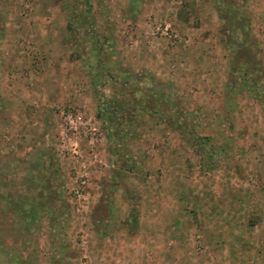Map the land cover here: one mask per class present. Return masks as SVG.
Segmentation results:
<instances>
[{"label":"rangeland","instance_id":"1","mask_svg":"<svg viewBox=\"0 0 264 264\" xmlns=\"http://www.w3.org/2000/svg\"><path fill=\"white\" fill-rule=\"evenodd\" d=\"M62 110L100 135L77 144L85 207ZM31 153L48 159L34 193ZM16 169L17 192L0 193V264L46 261L31 202L61 226L62 264H109L92 243L110 218L143 264H264V0H0V185Z\"/></svg>","mask_w":264,"mask_h":264},{"label":"crops","instance_id":"2","mask_svg":"<svg viewBox=\"0 0 264 264\" xmlns=\"http://www.w3.org/2000/svg\"><path fill=\"white\" fill-rule=\"evenodd\" d=\"M8 156H11V154ZM14 156H15V159L19 157V155L18 156L13 155V157ZM26 162L28 163V165H26V166H29V167H28V170L25 171L24 177L30 178V179H28L29 184H28V186H26V188L30 187L29 193L32 191L34 193V190H32L34 188V186L32 184L33 183L32 180L37 181V173H38V171H36L34 169V166H35L34 164H36V162H38V163H40V166L42 168H46V163L48 162V159L43 155L38 156V155H34L31 153L27 156ZM13 172L9 173V175L11 176V180L9 182L7 181V184L0 185V187H1L0 193L4 194V193H12V192L16 193L17 192V190H12V188L10 186L11 184L17 182V177H18V174L16 175V173H18L17 169L15 170L14 175H13ZM41 181H42V179H40V181L37 183H39L41 185ZM28 204H29L28 207L25 209V210H30L29 211L28 225H34L35 224L37 229H40V227H41L42 230H43V225L44 226L46 225V227H44V230H45L44 242H46V247H47L46 249L48 250V253H47L48 257L44 258L46 261L44 263H41V264H62L63 263V256L65 254V249H64L63 243H62L63 242L62 231H60V229H59V227H61V226H59V224H57V222H56V224L55 223L53 224L55 226L52 225V222L49 218L48 202L45 203L41 209V213L43 214L44 211H46L47 216L45 218H43V220L42 219L40 220V225H38L39 220L35 216L36 212H34V210L38 211V210H40V208L36 204H34L33 202L28 203ZM46 205H47V207H46ZM23 208H24V206H23ZM115 219L116 218H114V222L111 218L107 219L105 221L106 233L99 236V237L96 235L95 243L94 242L92 243L93 249H94V257L99 259V260H105L106 263H109V264H115L116 263L115 260H118V261L120 260V262L122 261L121 263H124L125 261H127V263H128V261L131 260L133 262L136 261L137 264H143L142 261L140 259H138V257H136V255L134 254V251H133V244L138 243V239H136L135 236H133V238H131V236H129L124 230H120V229L118 230V228H120L119 226L123 225L122 223L124 221L123 220L121 221L120 219L117 221ZM140 220L141 219H138L137 221L139 222ZM145 220L146 221L141 220L140 223L147 225L148 226L147 228H150V220H148L147 218H145ZM187 220H189V219L187 218ZM122 227H124V226H122ZM41 235H44V234L42 233ZM152 242L154 243L153 240H152ZM150 248L156 249V247L154 245L149 246V248L147 247V249H150ZM49 250L51 252V255H49ZM32 259H33V257H32ZM26 260L29 262V264H33L32 263L33 261H31L29 258H26Z\"/></svg>","mask_w":264,"mask_h":264},{"label":"built area","instance_id":"3","mask_svg":"<svg viewBox=\"0 0 264 264\" xmlns=\"http://www.w3.org/2000/svg\"><path fill=\"white\" fill-rule=\"evenodd\" d=\"M155 22V35L160 36H169L175 38V31L172 28H169L168 25H165L162 22ZM62 126H61V147L70 146V150L74 155L77 165L74 167L75 182L76 187L73 188V195L75 199L83 200V207L88 205L90 198V189L91 188V176L89 173L88 165L82 160V154L79 150L78 143L80 139L89 134V136H97V129L91 124L84 121L83 114L80 111L70 112L62 110L60 112ZM99 135V134H98ZM100 136V135H99ZM82 140V139H81ZM90 145H93V139L89 141ZM68 150V149H65ZM63 152V151H62ZM92 159H96L97 155L92 154ZM93 161V160H92ZM82 245L87 244L84 239H81Z\"/></svg>","mask_w":264,"mask_h":264},{"label":"flooded vegetation","instance_id":"4","mask_svg":"<svg viewBox=\"0 0 264 264\" xmlns=\"http://www.w3.org/2000/svg\"><path fill=\"white\" fill-rule=\"evenodd\" d=\"M39 208H40V211H41V209H42V207L44 206L43 204H41V205H37ZM8 252H9V250H8ZM12 254H10V256H11ZM11 259H15V257H13V255L11 256ZM10 263L11 264H16L14 261H10Z\"/></svg>","mask_w":264,"mask_h":264},{"label":"trees","instance_id":"5","mask_svg":"<svg viewBox=\"0 0 264 264\" xmlns=\"http://www.w3.org/2000/svg\"><path fill=\"white\" fill-rule=\"evenodd\" d=\"M17 259V257L15 259H11L12 261L15 262V260ZM21 264H29V262L27 260H20ZM16 263V262H15Z\"/></svg>","mask_w":264,"mask_h":264}]
</instances>
